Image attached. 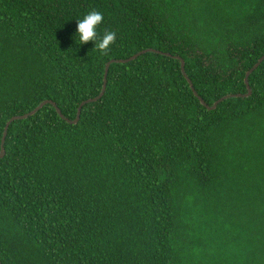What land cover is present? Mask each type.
<instances>
[{
	"label": "trees",
	"instance_id": "obj_1",
	"mask_svg": "<svg viewBox=\"0 0 264 264\" xmlns=\"http://www.w3.org/2000/svg\"><path fill=\"white\" fill-rule=\"evenodd\" d=\"M263 54L264 0H0V146L62 114L8 125L0 264H264Z\"/></svg>",
	"mask_w": 264,
	"mask_h": 264
},
{
	"label": "clouds",
	"instance_id": "obj_2",
	"mask_svg": "<svg viewBox=\"0 0 264 264\" xmlns=\"http://www.w3.org/2000/svg\"><path fill=\"white\" fill-rule=\"evenodd\" d=\"M104 22V14L97 10L88 12L77 21V37L79 44L94 43V50L102 56H107L112 46L116 43L117 33L114 30L105 29L103 34L99 32Z\"/></svg>",
	"mask_w": 264,
	"mask_h": 264
},
{
	"label": "water",
	"instance_id": "obj_3",
	"mask_svg": "<svg viewBox=\"0 0 264 264\" xmlns=\"http://www.w3.org/2000/svg\"><path fill=\"white\" fill-rule=\"evenodd\" d=\"M147 51H156V50L151 49V48H146V49H144V50H141V51H139V52H137V53L131 55L130 57H128V58H126V59H113V60H111V61H108V62L106 63V65H105V72H104V76H103V84H102V88H101L100 93H99L97 96L93 97V98H89V99H86V100L82 101V102L80 103L78 109H77V113H76V116H75L74 120H72V121L68 120V121H70V122H72V123L77 122V120H78V118H79V115H80L81 106H82L83 104L87 103V102H91V101L97 100L98 98H100V97L102 96V94L104 93V90H105V86H106V75H107V71H108V68H109V64H110L112 61H114V62H127V61H129V60H132V59L136 58V57L139 56L141 53H144V52H147ZM174 57H175V58H179L178 56H174ZM263 58H264V54H263V55L257 60V62H256V63H255V64H254V65H253V66H252V67H251L246 73H245L244 82H245V85H246V88H247V93H246V94H249V93L251 92V89H250V87H249V85H248V81H247L248 75H249V74H250V73H251V72H252V71L258 66V64L263 60ZM179 59H180V68H181V71H182L183 75H185V77H186L188 83H189L190 85H192L190 79H189V78L186 76V74H185V71H184V61H183V59H182V58H179ZM191 88H192L194 94H196V92L194 91V88H193L192 86H191ZM246 94H245V95H246ZM237 95L240 96L239 94H237ZM227 96H228V95H225V96L221 97L220 99L216 100V101L213 103V105L210 106V107L208 106V108H214V107L220 102V100L226 98ZM199 99H200V101H201L202 103H204L203 100H202L200 97H199ZM46 103H50V104H52V105L56 108V111L62 116V114L60 113V110L58 109V107L56 106V104H55L53 101H51V100H44V101L40 102L36 107H34V108H33L32 110H30L29 112H27V113H25V114H23V115H15V116L10 117V119H8V121L6 122V124H5V126H4L3 134H2V137H1L0 157H3V155H4V153H5V150H4V140H5L6 130H7V128H8V125H9L13 120H15V119L26 118L27 116H29V115L35 113L37 110H39V109H40L44 104H46Z\"/></svg>",
	"mask_w": 264,
	"mask_h": 264
}]
</instances>
